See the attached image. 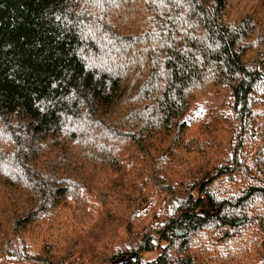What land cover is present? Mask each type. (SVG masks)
Returning <instances> with one entry per match:
<instances>
[{
    "label": "trees",
    "instance_id": "obj_1",
    "mask_svg": "<svg viewBox=\"0 0 264 264\" xmlns=\"http://www.w3.org/2000/svg\"><path fill=\"white\" fill-rule=\"evenodd\" d=\"M0 132V264H264V0H0Z\"/></svg>",
    "mask_w": 264,
    "mask_h": 264
},
{
    "label": "rangeland",
    "instance_id": "obj_2",
    "mask_svg": "<svg viewBox=\"0 0 264 264\" xmlns=\"http://www.w3.org/2000/svg\"><path fill=\"white\" fill-rule=\"evenodd\" d=\"M4 144H5V139L3 138L2 133L0 132V148L1 149L3 148ZM4 149H6L7 152L9 151V149H7L6 147H4ZM157 254H158V250H156V252L151 253V254L142 255L141 260H143L144 262L150 261V260L154 259ZM112 261H114V260H112ZM109 263H111V262H109ZM112 264H120V263H119V261H115Z\"/></svg>",
    "mask_w": 264,
    "mask_h": 264
}]
</instances>
